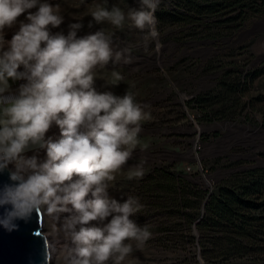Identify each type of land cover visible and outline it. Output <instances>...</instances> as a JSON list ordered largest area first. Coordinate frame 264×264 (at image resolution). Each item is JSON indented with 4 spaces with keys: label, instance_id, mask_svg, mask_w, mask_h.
Segmentation results:
<instances>
[{
    "label": "clouds",
    "instance_id": "1",
    "mask_svg": "<svg viewBox=\"0 0 264 264\" xmlns=\"http://www.w3.org/2000/svg\"><path fill=\"white\" fill-rule=\"evenodd\" d=\"M160 3L140 0L127 12L95 4L88 15L96 24L141 30L143 46L155 41L159 51ZM63 23L60 6L46 0H0V173L10 180L0 187V226L14 231L17 220L43 211L59 221L67 241L60 264H122L151 237V225L132 219L143 208L138 197L116 199L109 190L134 150L147 148L139 136L150 113L131 88L118 96L95 87L97 79L119 85L123 76L115 66L133 62L131 46L114 48V33L104 28L78 37L82 22L69 24L67 35L51 32ZM17 24L6 40L5 30ZM109 64L112 70L100 76ZM19 81L25 83L13 90ZM53 125L58 140L46 138ZM145 164L128 167L127 179L142 177Z\"/></svg>",
    "mask_w": 264,
    "mask_h": 264
},
{
    "label": "trees",
    "instance_id": "2",
    "mask_svg": "<svg viewBox=\"0 0 264 264\" xmlns=\"http://www.w3.org/2000/svg\"><path fill=\"white\" fill-rule=\"evenodd\" d=\"M155 16L165 43L217 51L209 60H185L169 71L172 81L192 89L204 79L212 84L187 104L195 123L249 121L250 108L264 100L255 94L264 68L255 67L256 39L243 38L264 22V0H161ZM151 81L148 87L157 78ZM221 164L209 161L205 169L236 165ZM201 178L196 168L189 174L181 163H162L131 181L143 205L132 219L151 225L144 246L152 264H264V169L232 174L212 191Z\"/></svg>",
    "mask_w": 264,
    "mask_h": 264
},
{
    "label": "rangeland",
    "instance_id": "3",
    "mask_svg": "<svg viewBox=\"0 0 264 264\" xmlns=\"http://www.w3.org/2000/svg\"><path fill=\"white\" fill-rule=\"evenodd\" d=\"M44 2V0H42ZM53 6H60V13L64 16V23L59 28H51L52 33H68V26L71 23L82 22L83 28L78 32V37L89 33H94L100 28H104L114 33L113 47L122 49L131 46V64H120L115 66L121 73L123 80L118 82L116 87H105L103 79H97L95 87L98 91H112L115 95L123 96L127 88H131L135 93L136 101L146 105V111L150 117L141 122L142 131L139 139L147 148L141 151L138 146L133 153V157L116 174V179L110 187L109 193L116 199L126 198L133 195L132 180L126 176L127 168L136 164L139 160H146L145 171L151 166L162 163H181L185 166L189 174L193 169L201 172L202 180L209 190H213L216 185L227 180L232 174L245 172L252 169H264V100L257 101L254 108H250L247 120L235 123H215L213 125L196 124L197 119L193 116L187 106L192 96L208 91L212 88L209 80L204 79L191 88L190 83H177L172 81L169 71L185 60L191 63L195 60H209L217 54L215 48L210 45L192 46L185 49L173 44H167L159 32L160 49L156 51L155 41L150 42L147 49L143 46L142 37L145 34L139 29L130 28L125 25L123 30L115 29L107 22L96 24L88 15V9L95 4H102L108 8L109 4L121 7L125 12L129 8H139L140 0H46ZM126 3V4H125ZM33 9L32 11H35ZM26 15V14H25ZM21 16L19 19L23 20ZM93 27L89 28V22ZM157 27V26H156ZM18 24L12 29L5 30V39L11 40L18 31ZM158 30V29H157ZM256 39L253 52L256 55V68H264V22L258 23L251 34L245 35L243 40L251 41ZM113 68L109 64L106 69L100 70V76H106ZM22 70V69H21ZM162 77L165 78L163 82ZM157 81L148 87V83ZM12 83V82H10ZM25 81L12 83L15 90ZM260 88L256 95L260 93L264 97V78L257 82ZM158 87V92L150 94L154 88ZM148 95H152L147 99ZM184 111L186 116L180 112ZM259 115L260 119H257ZM196 122V123H195ZM215 135H218L216 137ZM54 140L60 138V130L53 125L46 134ZM200 139L202 150L194 152V142ZM33 152L26 155L31 156ZM46 152L41 150L39 157L44 159ZM220 161L223 164L234 163L235 168L218 167L206 168L207 162ZM10 167H12L10 165ZM191 168V171H188ZM134 181V179H133ZM45 233L52 235V239L61 241L63 245L67 243L59 229V221L50 218L44 212ZM95 223V222H94ZM147 247L143 246L134 251L122 262V264H152L153 256H150ZM61 252L53 251V264H60Z\"/></svg>",
    "mask_w": 264,
    "mask_h": 264
},
{
    "label": "water",
    "instance_id": "4",
    "mask_svg": "<svg viewBox=\"0 0 264 264\" xmlns=\"http://www.w3.org/2000/svg\"><path fill=\"white\" fill-rule=\"evenodd\" d=\"M7 183L8 173H0V187ZM44 218L43 211L33 212L28 220H17L14 231L0 226V264H53Z\"/></svg>",
    "mask_w": 264,
    "mask_h": 264
},
{
    "label": "bare ground",
    "instance_id": "5",
    "mask_svg": "<svg viewBox=\"0 0 264 264\" xmlns=\"http://www.w3.org/2000/svg\"><path fill=\"white\" fill-rule=\"evenodd\" d=\"M18 29V28H17ZM44 228H45V223H44ZM45 236L47 237L48 241H49V246H50V254H51V259L53 261V255H52V252L53 251H56L57 253L58 252H61L62 249H63V244L61 241H58V240H53L52 239V235H46L45 233Z\"/></svg>",
    "mask_w": 264,
    "mask_h": 264
},
{
    "label": "built area",
    "instance_id": "6",
    "mask_svg": "<svg viewBox=\"0 0 264 264\" xmlns=\"http://www.w3.org/2000/svg\"><path fill=\"white\" fill-rule=\"evenodd\" d=\"M193 150H194V152H197V153L202 150V145H201L200 139H197L194 142ZM188 171H191V168H188Z\"/></svg>",
    "mask_w": 264,
    "mask_h": 264
}]
</instances>
